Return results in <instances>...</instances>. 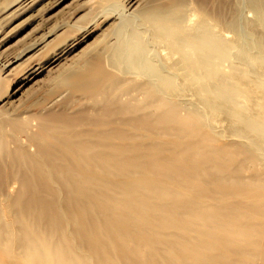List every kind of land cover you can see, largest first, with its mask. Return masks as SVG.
Listing matches in <instances>:
<instances>
[{
  "label": "rangeland",
  "instance_id": "374dc122",
  "mask_svg": "<svg viewBox=\"0 0 264 264\" xmlns=\"http://www.w3.org/2000/svg\"><path fill=\"white\" fill-rule=\"evenodd\" d=\"M252 1L0 0V264H31L27 238L43 244L23 209V176L41 149L104 204L130 199L124 182L156 189L142 200L167 224L153 226L157 236L199 264H264V4ZM70 73L88 87L62 84ZM181 207L192 220L176 218ZM128 240L146 264L148 247Z\"/></svg>",
  "mask_w": 264,
  "mask_h": 264
},
{
  "label": "bare ground",
  "instance_id": "6f19581e",
  "mask_svg": "<svg viewBox=\"0 0 264 264\" xmlns=\"http://www.w3.org/2000/svg\"><path fill=\"white\" fill-rule=\"evenodd\" d=\"M263 4L264 3L261 0L252 1V5L259 11L262 9ZM83 80L84 79H82L80 75L70 73L66 74L64 78H62L61 83L65 85H76L78 90L81 91L88 87V85H85L83 83ZM90 87L93 86L91 85ZM57 142L61 143L64 147L66 146V149H68L69 151L76 153V146L71 144L69 145V143H62L60 142V140H57ZM44 151V149H41L38 157H31L33 161V167L29 172H27L28 174L23 176V190L24 193H27V195H29V201L27 200L26 202L24 201L25 203H23L24 213L26 215V223L29 224V222L27 221L30 220V223L32 221L34 224H37L39 226L42 225L41 236L43 235L42 239L44 240L41 246L39 242H36L35 239L33 240V237H30V239L29 237L27 238V243L23 246L22 249L23 255L26 259L28 258L27 262L30 261L29 263L31 264H43V261H47L44 255L41 256L42 254L39 251V248L41 247V249L49 251L50 256L54 260L51 261V263L53 262L52 264H78L77 261L82 262V264H110L109 259H107L106 254H104L105 252L109 254L110 258L112 257L118 259L121 264H144V262L140 263L139 261L135 260L133 255H131L130 253L128 255L125 251L126 249H124L123 244L125 243V241H129L128 239L132 240V243L134 242L135 246L141 243L145 244L148 247V252L146 255H144L146 264H161L160 262H164L163 260L159 261L158 258L166 259L170 262L169 264H175L177 262L178 264H185L182 261L187 255L189 259L191 256L192 260V257L195 253H193L192 251L188 252L189 249L185 250V248L183 247L185 250L184 251L183 248L180 247L182 245H177L180 244V240H178L179 243L176 242L177 244H174V240H171L172 243H170V240L168 242L167 240H162L163 238L159 239V237L157 236V231L154 230L156 227L153 229L154 225L159 226V224H161L162 226L165 223L159 222V217H156L157 215H155V213L153 212V210L157 207L153 208L154 205L145 204V201L142 200V198L143 196H148V198L150 199L153 196V193L158 192L156 189L150 187V189H145L146 192H143L141 190H137V185H134L135 187H133V185H129L128 183L126 185L124 184L125 182L122 183L119 192L130 199L122 200L120 202H117L119 204H115L117 207L118 205H120L121 207L124 206L128 210V213H125V210V212L119 213L118 211L120 210H118V208L120 206L118 208L114 207L112 201L110 203L107 202L106 204H104L96 194V192L98 193V191L94 189V187L87 186L86 179H81V176L79 174V176L73 174V167H67L62 170L54 167V159L52 157H44L47 155ZM37 158H40L39 160H41L42 163H39L37 161ZM164 165L167 168L170 167V165L167 163H164ZM44 166H50L51 169L48 175L50 176V178L53 177V182H49L47 179H45V173L43 171ZM151 173L152 172H149V174L147 173L144 176L150 177ZM56 175H60L59 177L63 178V181H57L55 177ZM165 175L167 176L168 181L169 175ZM147 180L148 182H145L149 183V178ZM144 181L142 182L144 183ZM170 181L175 180L171 177ZM114 188L115 187H112L110 189L113 191ZM134 190L142 193L133 194ZM134 195H136L135 200L133 197ZM61 196L63 198H61ZM84 198L85 200H83ZM108 199L110 198H107V200ZM137 202H140V204ZM177 204L185 205L186 203ZM186 206H188V204H186ZM188 207H191V205ZM195 207L196 206H194L193 209ZM115 208L118 211H115ZM172 208L170 207L171 213L175 209ZM182 208L183 207H181V209ZM197 209L198 211L200 210L199 208ZM164 210L167 211V209ZM156 211L160 212V209ZM174 211L177 210L175 209ZM185 211L186 212L181 211V214H178L180 212L177 211L178 213L176 214L175 212L174 214L177 216L176 218H178L181 223L183 219L185 221L187 219L189 222V219L187 217L192 216L193 214V211ZM199 212L203 214L201 210ZM195 214L198 215V212H195ZM202 214L199 213V215ZM33 216H35V218H31ZM137 217L140 219L138 220V222H135L134 219ZM189 218L191 220L193 219V217ZM142 223L143 225H147V228H145L146 226H141ZM192 224L194 225L196 223L193 222ZM206 224L209 226L212 223L208 224L206 222ZM100 234L101 237L102 234H104L105 238L107 239L102 240ZM160 241H163V244H160ZM197 244H199V242ZM200 244L198 245V247H200ZM112 247L116 254L113 250H111ZM195 247L192 248L195 249ZM201 248H203L202 245ZM81 249L82 251L85 250L87 255H79L80 253H82H79V250ZM200 250L201 249H199V251ZM260 250L262 251L261 254H264V248H261ZM64 253L66 255L65 258L67 257V259H65L64 257L62 258V254ZM263 254L262 256H264ZM196 256L197 255L193 257V260L197 262H194L193 264H199L198 262H200V259ZM88 258L89 261L87 260ZM196 258L199 259V261L196 260ZM33 259H36L34 263L32 262ZM176 259L178 261H176ZM217 261L219 262L218 259L215 262Z\"/></svg>",
  "mask_w": 264,
  "mask_h": 264
}]
</instances>
